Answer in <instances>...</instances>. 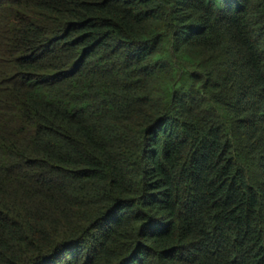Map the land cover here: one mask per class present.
Here are the masks:
<instances>
[{"label":"trees","instance_id":"16d2710c","mask_svg":"<svg viewBox=\"0 0 264 264\" xmlns=\"http://www.w3.org/2000/svg\"><path fill=\"white\" fill-rule=\"evenodd\" d=\"M0 264H264V0H0Z\"/></svg>","mask_w":264,"mask_h":264}]
</instances>
